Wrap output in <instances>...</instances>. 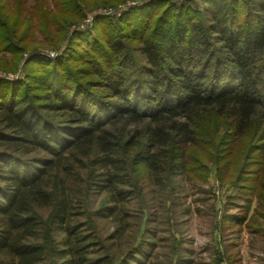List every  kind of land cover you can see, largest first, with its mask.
I'll list each match as a JSON object with an SVG mask.
<instances>
[{
  "label": "trees",
  "instance_id": "1",
  "mask_svg": "<svg viewBox=\"0 0 264 264\" xmlns=\"http://www.w3.org/2000/svg\"><path fill=\"white\" fill-rule=\"evenodd\" d=\"M116 1L0 0V72L25 71L0 79V264H131L144 241L114 261L107 242L125 231L101 239L96 219L120 221L144 175L162 189L189 177L201 139L195 155L264 210V0H149L67 35L84 8ZM36 33L65 50L33 52ZM88 189L107 205L85 218Z\"/></svg>",
  "mask_w": 264,
  "mask_h": 264
},
{
  "label": "rangeland",
  "instance_id": "2",
  "mask_svg": "<svg viewBox=\"0 0 264 264\" xmlns=\"http://www.w3.org/2000/svg\"><path fill=\"white\" fill-rule=\"evenodd\" d=\"M148 1L119 0L113 5L101 3L89 6L83 9L82 18L69 23L66 33L68 36L89 33L97 18L120 19ZM38 3L39 0H9L11 7L25 10ZM48 4L52 9L50 1ZM43 40L36 33V43L43 44L33 52L53 59L65 50L66 43L54 50L44 47ZM138 56L142 58L140 54ZM23 63L24 60H21L15 72H0V79L12 81L22 78L25 73ZM205 141L201 139L197 147L189 151V166L195 171L189 177L186 174L178 177L172 187L162 189L144 175L140 198L136 195L119 205L117 218L120 221L113 223L112 219H96V230L101 239L112 237L117 227L125 231L120 239L107 242L112 260H119L129 250L126 248L128 244L136 239L137 242L144 241L143 253L136 255L131 264H175L182 258L192 264H264V210L255 199L247 208L237 186L238 181L227 176L221 182L215 162L202 161L195 155L208 151ZM225 167H222L220 175H227ZM85 194V218L107 205L104 194L92 193L89 189L85 190ZM244 215V224L236 225L237 222L232 221ZM126 223L130 227L127 228ZM101 253L98 248L97 255Z\"/></svg>",
  "mask_w": 264,
  "mask_h": 264
}]
</instances>
